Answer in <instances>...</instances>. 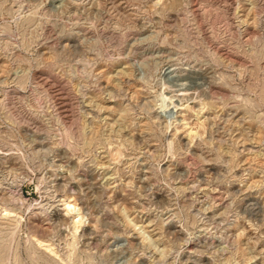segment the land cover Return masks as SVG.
<instances>
[{"label":"rangeland","instance_id":"obj_1","mask_svg":"<svg viewBox=\"0 0 264 264\" xmlns=\"http://www.w3.org/2000/svg\"><path fill=\"white\" fill-rule=\"evenodd\" d=\"M0 264H264V0H0Z\"/></svg>","mask_w":264,"mask_h":264},{"label":"bare ground","instance_id":"obj_2","mask_svg":"<svg viewBox=\"0 0 264 264\" xmlns=\"http://www.w3.org/2000/svg\"><path fill=\"white\" fill-rule=\"evenodd\" d=\"M70 207H72V206H74L72 203H69L68 204ZM75 207V206H74ZM70 209V208H69ZM78 221H80V220H78ZM78 221H77V224H78ZM80 224V223H79ZM76 226H78V225H76Z\"/></svg>","mask_w":264,"mask_h":264}]
</instances>
